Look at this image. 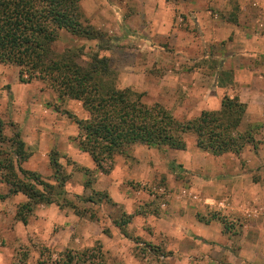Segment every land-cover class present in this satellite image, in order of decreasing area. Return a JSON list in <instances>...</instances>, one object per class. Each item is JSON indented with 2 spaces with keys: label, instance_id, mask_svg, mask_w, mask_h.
<instances>
[{
  "label": "rangeland",
  "instance_id": "obj_1",
  "mask_svg": "<svg viewBox=\"0 0 264 264\" xmlns=\"http://www.w3.org/2000/svg\"><path fill=\"white\" fill-rule=\"evenodd\" d=\"M148 1L159 3L158 0ZM135 2L80 0L83 24L100 30L102 37L85 38L62 30L55 49L74 47L81 53L78 59L81 63L96 52L108 57L118 88H131L140 93L147 104L163 105L178 120L194 118L203 109L212 108L219 95L213 87V77L210 73H195L199 68H212V58L203 57L193 62L174 58L166 65L161 54L167 52L170 55L171 43L164 35H154V41L147 42L148 26L140 25L134 30V25L124 26L123 19L129 16L128 11ZM141 2L144 4L145 0L136 3ZM141 11L138 22L144 19L148 24V11ZM131 16L135 19L136 12ZM130 23L134 24V21ZM181 28L192 38L196 35L193 24H183ZM124 38L129 41L140 38V43L147 44V47L139 46L143 50H140L137 66L133 64L134 47H139ZM148 45H153L150 50H147ZM18 71L17 66L0 62V117L4 122V138L0 142V193L8 192L9 188L4 181L6 159L14 162L19 176L22 177V168L49 182L52 174L49 154L56 151L63 171L68 175L61 188L65 193L62 197L68 199L73 208L61 199V205L39 204L23 223L16 219L15 212L26 196L16 193L0 199V264H53L65 250L79 251L91 247L97 240L105 252V264H200V254L209 253L211 249L205 246V250L198 236L188 234V240L187 231L180 223L188 211L189 197H204L200 179L194 175L198 167L193 165L194 171L190 172L182 168V164L196 165L209 158L201 153L197 155L194 136L185 135L184 152L167 147L132 145L128 152L115 156L113 169L103 175L95 171L91 157L77 147L78 130L73 116L87 117L81 102L67 97L58 99L56 93L38 79L20 82ZM200 83L207 88H200ZM225 94L221 93L219 99ZM17 131L29 154L25 161H15L13 154ZM246 131L252 129L249 127ZM183 202L186 203L184 212L181 211ZM123 213L132 214L125 226L127 235L122 234L113 222ZM196 213L202 215V220L217 217L226 232L234 226L229 218L210 208ZM229 250L227 253L224 249L219 250L223 264L232 263L230 254L238 252ZM253 254L264 259L263 249L254 250ZM252 262L256 264L254 260Z\"/></svg>",
  "mask_w": 264,
  "mask_h": 264
},
{
  "label": "trees",
  "instance_id": "obj_2",
  "mask_svg": "<svg viewBox=\"0 0 264 264\" xmlns=\"http://www.w3.org/2000/svg\"><path fill=\"white\" fill-rule=\"evenodd\" d=\"M80 0H0V62L19 68V80L28 83L38 79L57 95L79 100L87 117L74 120L77 125V147L86 152L95 171L107 174L114 167L115 156L128 152L132 145L186 148L185 135L192 134L195 145L218 156L232 152L239 154L247 143H254L251 131H240L245 104L234 95H224L216 110H203L194 118L178 120L159 103L147 104L140 93L131 88H118L109 59L97 52L81 63L74 47L55 49L60 32L75 36L100 38L102 32L83 24ZM4 122L0 117V142L3 141ZM15 161L26 160L25 143L19 132L14 134ZM1 153V151H0ZM52 169L50 181L39 174L20 169L6 159L4 181L8 192L0 199L22 193L26 200L16 209L15 217L26 223L34 207L55 203L59 199L67 206L71 202L62 197L68 175L64 173L56 151L49 154ZM88 171V169H85ZM91 200V199H88ZM73 208V206H72ZM132 214L123 213L113 222L127 235L125 226ZM106 255L97 240L91 247L79 251L65 250L53 264H105Z\"/></svg>",
  "mask_w": 264,
  "mask_h": 264
},
{
  "label": "crops",
  "instance_id": "obj_3",
  "mask_svg": "<svg viewBox=\"0 0 264 264\" xmlns=\"http://www.w3.org/2000/svg\"><path fill=\"white\" fill-rule=\"evenodd\" d=\"M146 1L138 5L136 0L132 10L128 11L129 16L123 19L124 26L130 28L134 25L133 30L140 25L148 26L147 42L154 41V35H164V39L171 43L170 55L167 52L161 54L166 65L174 58L188 62L212 58V68H199L195 72L210 73L213 87L219 94L215 105L203 110L218 109L221 93L230 97L236 95L245 104L239 130L246 131L250 127L254 140V143L245 144L238 155L232 152L208 155L207 151L196 146L198 156L204 154L209 158L202 163L198 161L196 165L182 164L188 172L194 171L193 165L198 167L194 175L200 179V190L204 196L188 199L192 204L188 202V211L180 222L187 231L185 236L188 240V234L198 236L204 249L205 246L211 249L209 253L200 254V264H223L219 250L224 249L227 253L229 248L238 252L230 254L232 263L228 264H254L252 260L256 264H264L260 255L254 257L253 254L254 250L263 249L264 252V0H180L178 3L158 0L157 5ZM141 10L148 11V24L144 19L138 22ZM135 12L136 18L132 19ZM131 20L134 24L130 23ZM183 24L195 26L197 32L193 38L181 28ZM124 39L132 45L139 47L144 44L147 47L146 43L139 42L140 38L130 39L132 43ZM179 44L181 47L176 48ZM152 46L148 45L147 50ZM134 50L133 64L137 66L143 49L134 47ZM199 87L207 88L201 83ZM181 207L182 212L186 211V203L183 202ZM208 208L229 218L234 226L226 232L223 222L217 217L202 220V215L196 211ZM181 237L185 239L184 235Z\"/></svg>",
  "mask_w": 264,
  "mask_h": 264
}]
</instances>
